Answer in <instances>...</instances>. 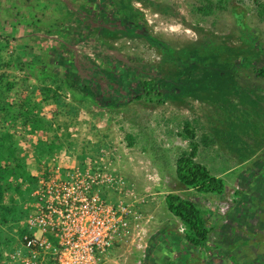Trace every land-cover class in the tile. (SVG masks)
<instances>
[{"label":"rangeland","instance_id":"obj_1","mask_svg":"<svg viewBox=\"0 0 264 264\" xmlns=\"http://www.w3.org/2000/svg\"><path fill=\"white\" fill-rule=\"evenodd\" d=\"M206 1L0 0V105L17 103L13 101L28 90L24 85L30 72L39 76L43 64L47 69L53 68L54 59L62 54L70 63L75 61L73 51L67 57V47L88 49L80 54L74 77L114 79V68L110 65H116L120 58L128 66L124 75L134 74L135 81L148 76L147 63L156 64L161 53L144 38L129 34V29L124 31L127 35L118 31L133 22L144 23V32L173 49H181L204 35L217 39L233 49L229 53L235 71L228 80L237 91H200L159 106L149 102V99L154 101V95L131 100L126 105L107 96L99 103L104 109L79 104L75 108L82 114L83 119L79 117L82 131H68L64 146L50 139L56 151L45 153L42 159L63 152L79 154L84 159L88 157L86 151L91 158L110 161L125 176L127 187L135 188L146 198L143 213L149 215L156 208L157 223L165 221L152 233L154 242H167L168 251L158 245L154 264H189L188 255L194 257L192 264H264V81L255 72L264 66V0H210L214 9L204 15L198 12V7ZM231 1L245 11V20L257 39L254 44L245 41L239 33L230 11ZM121 21L125 24H118ZM141 29L136 31L142 33ZM227 54L223 52L221 56ZM37 61L40 65H36ZM56 65L60 73L59 67L64 66L59 62ZM200 73V68L195 71L196 75ZM12 81L15 90L5 92L4 86ZM121 87L124 92L120 96H128ZM76 94H79L76 98L82 96L78 91ZM33 97L29 105H35L36 111L39 96ZM1 117L2 112L0 125L14 139V153L25 156L31 173H37L39 165L35 156L38 155L36 146H31L35 140L28 133L31 129L12 115ZM187 120L198 143L196 160L210 173L215 175L229 166L239 165L223 176L226 192L220 198L206 197L178 182L175 160L181 152L190 149V140L180 135ZM6 180L10 187L3 194L2 206L20 207L22 198L13 192L12 184L15 190L19 187L22 191L29 181L10 177ZM169 192L192 199L201 210L212 227L205 246L186 242L184 226L163 201ZM11 194L14 201L9 200ZM6 213L0 207V264H10L7 250L17 243L21 220L12 221L15 213H10L11 216L7 213L10 218L5 219ZM177 248L183 258L175 256Z\"/></svg>","mask_w":264,"mask_h":264},{"label":"trees","instance_id":"obj_2","mask_svg":"<svg viewBox=\"0 0 264 264\" xmlns=\"http://www.w3.org/2000/svg\"><path fill=\"white\" fill-rule=\"evenodd\" d=\"M213 9L214 6L211 5L210 0H207L206 4L198 7V12L209 15L212 13ZM230 11L235 17L237 29L244 40L254 44L257 39L245 20V11L239 8L237 3L232 1L230 3ZM123 21H121L120 25L125 24V21ZM144 26L142 22H133L131 26L129 24L125 25V28L118 29V31L123 35H127L124 31L129 29L131 31L129 34L144 38L150 47L158 49L161 53V57L154 65H149V63H147L150 68L149 75L138 81H135L136 76L134 74L124 75L126 74L125 70L128 69V66L122 58L117 61L116 65H110L114 68L115 73V77L112 79L119 84L121 81H124L123 84L120 85L128 92V96H122L121 98L123 103H127L131 100H141L142 97L149 98V95H154V101L152 102V100L149 99V102L153 103L155 106H159L166 101L176 102L178 101V97L194 95L200 91H209L211 89H216L222 93L231 92V90L235 91V89L237 91V88L232 89L234 87L231 86L234 84L232 81L231 84L230 80H228L231 79L232 73L235 71L230 64L232 55L229 52L233 49H229V47L222 45L220 42L218 43L217 39L211 38L208 35L202 36L194 43L185 45L181 47V49H173L163 40L144 32ZM139 28H142V33L136 31L139 30ZM223 52L228 54L226 56H221ZM130 63L133 64L135 61H130ZM130 66L133 67V65ZM19 68H21V66ZM45 68L46 69L41 68L38 72L43 79H55L57 77L61 78V76L69 78L72 76L71 71H69L70 69L67 70L69 67H63V70H61L60 73L56 71V74L53 70L50 69L51 72H48L49 69L47 70V67ZM199 68L201 73L196 75L197 73L195 74V71L197 72ZM255 72L256 76L264 81V66L256 68ZM133 81H135V83H133ZM25 84L28 85L27 82H25ZM14 86V81L7 83L6 86H4L5 92L10 91ZM63 87L64 85L61 84L52 86L43 84L37 88H39L42 94L50 95L54 98L58 104L67 105L74 111L73 114H78L75 104L71 102L66 103L64 101L63 96L65 92ZM66 87H68L70 92L75 96L79 95L76 94L77 91L81 95L85 89H89L86 85L81 86V89H77V86L72 88L67 85ZM33 89L34 86H32V91ZM86 93L89 92L87 91ZM79 98H81V96L78 98L75 97L74 99L78 100ZM30 101L31 97L28 95L26 99L20 102L18 101L17 103L5 102L4 105H0V112H2L1 118L6 119L8 115H12L14 119H19L23 123L30 124L32 131L39 128V126L43 124V119L34 112L35 105H29ZM37 106L39 107V104H37ZM3 128V125H0V207L3 208L8 215L10 213H15L13 216L9 215L13 217L12 221L14 222L22 218L24 214V203H26L29 197L30 190L35 182V177L27 166L26 157H18L14 153L16 150L14 139L11 137L9 130L5 128L6 130L4 131ZM182 130L183 132L180 133V135H182L184 139L190 140V149L181 152L175 160V172L178 182L185 188L196 190L204 195L223 196L226 192V185L223 178L210 173L205 165L196 160L198 143L194 141L195 133L189 121L184 123ZM35 150L36 155H38L36 156L37 163V161L39 162L42 160L45 153L56 151V147L40 141V143L36 145ZM7 177L11 179H20V182L29 181L27 187L22 191L19 187L15 190V186L12 184L14 187L13 192L17 193L18 196L22 198L23 204L20 203V207H18V205L13 207L12 204H5V206H2V204H4L3 194L10 187L6 182ZM11 195L9 200L14 201L13 194ZM164 200L167 210L184 225L186 242L193 246H205L212 227L208 225L196 203L192 199L183 198L178 193L173 192L167 193ZM7 218L9 219L10 217ZM18 232L20 233L21 230L19 229Z\"/></svg>","mask_w":264,"mask_h":264},{"label":"built area","instance_id":"obj_3","mask_svg":"<svg viewBox=\"0 0 264 264\" xmlns=\"http://www.w3.org/2000/svg\"><path fill=\"white\" fill-rule=\"evenodd\" d=\"M85 155L67 166L40 161L10 264H101L116 244L140 245L152 219L146 198L110 161Z\"/></svg>","mask_w":264,"mask_h":264},{"label":"crops","instance_id":"obj_4","mask_svg":"<svg viewBox=\"0 0 264 264\" xmlns=\"http://www.w3.org/2000/svg\"><path fill=\"white\" fill-rule=\"evenodd\" d=\"M86 49H87L86 47H82V46L75 47L74 49H72L71 47L70 48L67 47V51H65V52H68L66 53L67 57L72 55V54L71 55L69 54V52L72 53V51L78 55V56H75V54L72 55L75 57V61L71 63L69 62L68 58L65 57L64 54L54 59L53 61L54 63L52 64L53 68H51V70H53L55 74L57 71L56 63L59 62L60 65L61 63L63 64L64 68L69 67L67 70L70 69L69 71H71L72 76H70L69 78L61 76V78L57 77L55 79H43L42 76L40 75L37 76L36 74L30 72V75L27 78L28 85L26 84L24 85V89L26 90L28 89V90L26 92H23V95H21V97L23 96V99L21 97H18L17 99L13 101V102H18V101L20 102V100L23 101L24 99L28 97V95H30L31 99L33 96H34L33 98H37L39 96V99H37L38 100L37 102L39 103V107L37 108L36 111L34 110V112H36L39 115V117L43 119V124L39 126V128H36L35 130L32 131L30 130L32 129L30 124L28 123L26 124L20 121L19 119H15L21 122L22 125H24V127H26L28 130H30L28 132L30 135V139L35 140L33 143H31L32 147L38 145L40 141L44 142L47 145H51L52 144L51 140H53V143L59 142L57 144L64 146L66 133L68 131H72L76 133V131L80 132L82 131L81 129H83V125L82 126L79 125L80 123L79 117L82 116V114L79 113L80 111L78 112V114L76 113L73 114L74 111L71 110L67 105L58 104L57 101L54 98H52L50 95L42 94L39 88H37L38 86L43 85V84L51 85V86L55 84L64 85L63 87L64 92H65V95L63 96L64 101L66 103L71 102L75 104V106L77 107L79 106V103H80L81 106L87 107V104H88L91 106V108L97 107L100 109H104L102 104H99V103H102V101L106 100L105 97L107 96L109 98H115L116 101H121L122 96H120V94L124 92V89L116 81L112 79L108 80L106 78L105 79L103 78L93 79L92 78V79L84 80L79 77H74V75L77 74L76 70L79 68L78 60H79L80 54H83L84 50ZM74 57H72V59ZM37 59H40V57H37ZM37 62L38 63L36 65H40L39 61ZM33 67L34 66H32V68ZM38 68H40V66ZM41 68L46 69L45 64H43ZM59 70H63V67H59ZM48 72H51L50 68ZM67 85L72 88H75V86H77L78 87L77 89L79 88L81 89V86L86 85L89 87V89L87 88V90L85 89L83 94L81 93V95L83 96H81V98L78 99L80 101L79 102L78 100L74 99L73 96L75 95L70 92L69 88L66 87ZM32 86H34L33 91H32ZM14 90L15 89H11L10 91H7V93H12ZM87 91L89 93H86ZM122 104L126 105V103H123V102ZM79 109L81 110V108ZM76 115H78V117H76ZM84 129L87 130L86 123L84 124ZM62 154H57V153L54 154L56 157V163H58L61 166H67L73 163L72 155L70 157V155L68 154H67L68 156H66L64 152ZM35 159H36V156H35ZM39 164L40 162L37 161V165ZM238 166H239L238 164H236L234 167L229 166L228 168L222 170V172H219L215 175L223 178V176H225V174L231 171L232 168L234 169ZM32 167H33V163H32ZM205 196L207 197V195ZM208 196L217 198L216 195H208ZM164 198L165 196H163V201L165 202ZM149 215L152 216V219H150L148 227L146 228L147 229L146 233L147 232L148 233L147 235L145 234L144 238L141 240V242H139L140 245H135L132 243L116 244L115 246L111 247L108 250L101 264H154V250L158 245L162 246L165 251L166 250L168 251V248L166 245L167 242L161 241V240H160L161 242L160 241L158 242V240L154 242V235L152 233V231L154 232V230H157L158 227L160 228L161 225H164L165 221L160 224L157 223L156 220L158 218V214H157L156 208H154V210H152V212L149 213ZM177 220L179 221V223H181L179 219ZM155 227L156 229H154ZM179 243H178V247H179ZM149 244H150V247H149ZM177 253L178 254L175 256H178L179 258H183L182 254L180 255V253L178 252V248H177ZM162 254H165V252H162ZM187 259H188L189 264H192L194 262V257L192 259V256L190 255H188Z\"/></svg>","mask_w":264,"mask_h":264}]
</instances>
